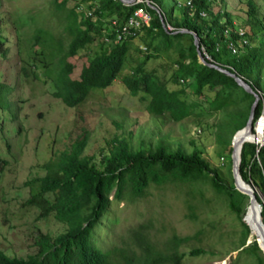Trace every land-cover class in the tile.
I'll return each instance as SVG.
<instances>
[{
	"label": "trees",
	"instance_id": "obj_1",
	"mask_svg": "<svg viewBox=\"0 0 264 264\" xmlns=\"http://www.w3.org/2000/svg\"><path fill=\"white\" fill-rule=\"evenodd\" d=\"M68 1L51 0L52 9L48 18L44 17L49 24L38 25L39 20L29 11L24 19L17 15L13 20L14 30L23 36L16 42L20 53L25 55L24 59L28 61V53L32 51L47 64L53 59V66L59 68L53 73L56 79L53 95L67 106H73L83 101L89 92L105 88L117 78L130 94L140 92L143 95L140 99H146L148 113H166L173 121L192 113L200 106V100L207 102L208 111L230 108L225 114L226 119L231 117L232 125L239 123V127L230 135L233 146L229 141L227 143L230 145V157L231 146L234 147L246 130L244 126L249 108L247 104L242 107L239 103L248 99L252 101V95L236 84L232 77L199 62L188 33L172 31L180 28L193 31L198 46H203L211 62L233 71L263 94L264 85L260 83L258 72L264 64V45H250V37H256L258 31H263L264 25L261 26L259 19L255 18L258 7L253 0H246L245 22L248 31L242 29L248 45L242 48L236 44L234 54L230 52L226 35L228 33L233 40H239L238 27H233L225 6L221 11L214 12L210 9L209 0H191V13L185 5L178 6L176 16L170 10L161 11L164 22L169 23L172 30H165L157 13L141 3L73 0V5L66 8ZM151 1L161 9L164 0ZM137 6H142L148 12V24H141L133 34L113 41ZM81 7L90 14L85 15ZM201 11L203 15H199ZM111 20H114V25L110 24ZM254 25L259 28L254 30ZM99 35L101 40L94 56L80 68L78 78H71L72 65L67 59ZM139 36L145 44H138L135 51L143 55L134 58L129 53L130 41ZM185 37L189 40L186 46L182 43ZM168 51L177 53L176 68L168 76V81L178 88H170L168 81L161 80L153 69L144 67L149 58ZM1 53H5L4 48H1ZM17 53L19 62L23 61L20 53ZM124 62L130 64V73L120 75ZM27 71L28 65L21 64L19 73L27 77ZM33 78H36L35 74ZM185 82L193 88L188 100L184 98ZM1 91L4 90L1 88ZM207 93H212V96L208 98ZM3 103L2 100L1 105ZM261 108L259 98L252 114V127ZM250 135L253 140H245L237 149L236 167L239 178L249 183L252 190L256 186L262 194L260 199L255 193L259 206L255 211V224L260 228V224L264 225V140L256 141L258 138L253 128ZM85 145L86 134L83 133L73 140L69 148L51 151L50 157L42 164L43 174L22 183L28 190L23 205L35 207L38 210L37 218L52 215L63 224L62 232L50 236L36 231L33 241L35 250L32 253L16 256L0 250V264H180L184 252L177 247L188 240L187 236L172 234L163 245H158L147 231L151 224L140 222L127 230L126 239L122 240L120 246L101 250L94 243L96 229L102 228L101 221L114 220L108 214L111 201H139L150 186L160 188L175 184L187 196V184L197 183L200 179L217 183L216 173L208 168L207 161L196 149L185 152L176 147L170 151L168 144L160 140L152 147L133 149L122 139L113 137L108 153L102 154L96 165L93 155H83ZM228 159L231 163V159ZM231 189L248 197L234 187L232 178ZM229 208H232V204ZM241 218L239 216L240 223L246 227L245 236L251 234L248 222L242 223ZM246 246L254 256L255 264H264L255 238ZM202 251L192 248L186 254L197 255Z\"/></svg>",
	"mask_w": 264,
	"mask_h": 264
},
{
	"label": "rangeland",
	"instance_id": "obj_2",
	"mask_svg": "<svg viewBox=\"0 0 264 264\" xmlns=\"http://www.w3.org/2000/svg\"><path fill=\"white\" fill-rule=\"evenodd\" d=\"M209 1L212 11H221L225 6L233 27L248 31L246 0ZM253 1L258 7L255 18L263 26L264 0ZM175 2L164 0L160 10H170L176 16L179 8ZM73 3V0L66 2V8ZM81 8L84 13V7ZM51 9V0H0V40L3 43L0 47L5 49L2 54L0 48V250L8 255L24 256L35 250L36 231L50 236L62 232L63 224L52 215L37 218L35 207L23 205L28 190L22 183L43 174L42 164L50 157L51 151L69 148L75 138L85 133L83 155H93L96 165L101 155L108 153L112 138L117 137L133 149L152 147L159 140L167 143L170 151L176 147L185 152L196 149L207 161L208 168L216 173L217 183L200 179L197 183L187 184V196L175 184H167L160 188L148 187L139 201H111L108 214L114 220L101 221L102 228L96 229L94 238L101 250L120 246L126 239L127 230L144 222L151 224L147 231L158 245H163L172 234L188 237L177 247L184 252L180 264H255L254 256L246 246L247 241L254 238L252 234L245 236L246 227L239 219L241 216L242 223L248 222V197L231 189L230 145L227 143H231L230 135L239 123L232 125L231 117L226 119L225 114L230 108L208 111L207 102L200 100V106L192 113L173 121L166 113H148L146 99H140L143 95L140 92L130 94L117 78L107 87L89 92L78 104L67 106L53 95L56 85L53 73L59 69L53 66V59L47 64L30 51V58L25 60L16 42L23 36L13 28L14 18L18 15L24 19L27 11L39 20L38 25L49 24L44 17L48 18ZM253 27L254 30L259 28L257 25ZM100 40V35L96 36L67 59L72 65L71 78H78L80 68L94 56ZM186 40L187 37L182 38L184 46L188 45L189 40ZM138 44H145L140 36L130 41L129 53L134 58L143 55L135 51ZM259 44L264 45V30L258 31L256 37H250V45ZM17 52L23 61L19 62ZM176 55L172 51L158 53V56L149 58L144 67L153 69L161 80L167 82L176 68ZM21 64L28 65L27 77L19 73ZM128 73L130 64L124 62L120 75ZM258 74L264 85V64ZM168 86L178 88L169 81ZM184 88V98L188 100L193 88L187 82ZM207 96L210 98L212 93ZM251 102L248 99L239 105L247 104L249 108ZM253 130L256 134V129ZM261 135L262 132L256 134L258 140H262ZM254 188L262 199L261 192L256 186ZM192 248L203 251L197 255L186 254Z\"/></svg>",
	"mask_w": 264,
	"mask_h": 264
},
{
	"label": "water",
	"instance_id": "obj_3",
	"mask_svg": "<svg viewBox=\"0 0 264 264\" xmlns=\"http://www.w3.org/2000/svg\"><path fill=\"white\" fill-rule=\"evenodd\" d=\"M121 1H123V0H121ZM145 2H146V6L147 7L153 9L157 13V15L159 17V20H160V22L162 24V27L165 28V30H168L167 27H166V23L164 22L163 14H162L160 8L157 7V5L155 3H153L151 0H145ZM172 32L173 33H175V32L188 33L191 36V38H192V44L195 47L196 54H197V58H198V61L199 62L205 64L208 67L214 68V69H216V70H218L220 72H223L224 74L232 77L233 80L236 82V84H238L245 92L250 93L252 95V102L250 103L249 110H248V115H247L246 122H245V126H244V127H247L248 130L252 129V114H253L254 108L256 106V103H257V101L259 99V95H258L257 91L254 88H252L247 82H245V80H243L239 75H237L233 71L228 70V69H225V68L221 67L220 65H218L217 63H213V62L207 60L202 55V53L199 51V49H198L197 36H196V34L193 31H191L189 29H185V28H180V29L175 30V31H172ZM261 136H262V141H263L264 140V134H263V132H262V135ZM231 145H232V141H231ZM232 146H231L230 159H231V176H232L233 185H234V187L236 189H238V187L236 186V181L239 179L246 186V189L245 190L251 192V188L248 185L249 183H245L238 176V169L234 165V161H233V147ZM238 190L240 192H242L240 189H238ZM256 194L254 193V196ZM254 196H253V194L250 195V196H248V204H249L250 208L252 206V199H253ZM257 206H258V203H257ZM252 238H255L256 243H257V245H258V247H259V249L262 252V255L264 257V251H263V247H264V225H261L260 224V228H258V233H256V235L254 237H252ZM249 242H250V240L247 241V243H249Z\"/></svg>",
	"mask_w": 264,
	"mask_h": 264
},
{
	"label": "built area",
	"instance_id": "obj_4",
	"mask_svg": "<svg viewBox=\"0 0 264 264\" xmlns=\"http://www.w3.org/2000/svg\"><path fill=\"white\" fill-rule=\"evenodd\" d=\"M123 3H126V4H144L146 5V2L145 0H123L122 1ZM180 5H187L189 9L192 8L191 6V3H190V0H176L175 2V6L178 7ZM85 15L86 14H90V13H87V12H84ZM204 12L201 11L199 12V15H203ZM87 15V16H88ZM149 14L148 12L142 7V6H137L136 8L133 9L132 13L127 17V20L126 22L120 27V29L117 31L116 33V39H114L113 41H117L119 39H121V37H124V36H128L130 34H133L134 33V30H136V28L140 27L141 24H148V21H149ZM110 24L111 25H114V20H111L110 21ZM109 24V25H110ZM166 27L168 30H171L172 27L169 26L168 24H166ZM105 33V31L103 32ZM224 33H227L226 30H224ZM237 34L240 36V39L239 40H233L231 37H230V34L227 33L226 37L229 38L228 40V47L230 49V52L232 54L236 53V49H237V46L236 44L242 46V48H244L245 46L248 45V39L247 37L243 34V30H240V28H237ZM108 37L105 38V40H107ZM142 49H144L143 46H141ZM198 49L199 51L202 53V55L209 61H212L208 56L207 54L205 53L204 51V48L203 46H198ZM259 95V98L261 99V102H262V109L260 111V114L259 116L256 118V120L254 121V124H253V129H257V128H260V130L263 132V127H264V108H263V102H264V93L262 94L261 92H259L257 89H255ZM264 134V132H263Z\"/></svg>",
	"mask_w": 264,
	"mask_h": 264
},
{
	"label": "bare ground",
	"instance_id": "obj_5",
	"mask_svg": "<svg viewBox=\"0 0 264 264\" xmlns=\"http://www.w3.org/2000/svg\"><path fill=\"white\" fill-rule=\"evenodd\" d=\"M260 132H261L260 128H257L256 129V134L260 133ZM247 139L253 140V138L250 135V130H248V128L246 127L244 135L237 142L234 143V147H233V161H234V165L235 166H236V161H237V149ZM256 141L259 142V141H262V140H258L257 139ZM236 186L238 187V189H240L247 196H250L252 194L254 196V193H256L255 189L254 190L251 189V192L245 190L246 186L244 184H241L238 180L236 181ZM256 208H257V201H256L255 196H254L253 199H252V206L250 208L249 218H248V225L252 229V233H251L252 237L254 235H256V233H258V228H257V226L255 224V211H256ZM263 251H264V247H263Z\"/></svg>",
	"mask_w": 264,
	"mask_h": 264
},
{
	"label": "crops",
	"instance_id": "obj_6",
	"mask_svg": "<svg viewBox=\"0 0 264 264\" xmlns=\"http://www.w3.org/2000/svg\"><path fill=\"white\" fill-rule=\"evenodd\" d=\"M158 7V6H157Z\"/></svg>",
	"mask_w": 264,
	"mask_h": 264
}]
</instances>
